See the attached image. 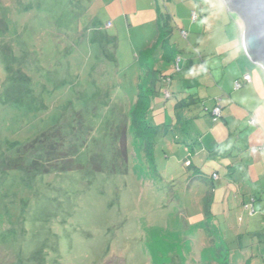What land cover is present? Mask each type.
Here are the masks:
<instances>
[{
    "label": "rangeland",
    "instance_id": "374dc122",
    "mask_svg": "<svg viewBox=\"0 0 264 264\" xmlns=\"http://www.w3.org/2000/svg\"><path fill=\"white\" fill-rule=\"evenodd\" d=\"M243 30L223 0H0V264H264V97L234 86ZM138 86L163 132L148 152ZM189 95L202 103L176 111ZM34 140L26 163L61 170L6 169Z\"/></svg>",
    "mask_w": 264,
    "mask_h": 264
},
{
    "label": "trees",
    "instance_id": "16d2710c",
    "mask_svg": "<svg viewBox=\"0 0 264 264\" xmlns=\"http://www.w3.org/2000/svg\"><path fill=\"white\" fill-rule=\"evenodd\" d=\"M157 27H158V29H160V24H157ZM192 59L193 58H188L186 60V62H188L189 60H192ZM179 63H180V61L178 62V64ZM178 64H177V69L179 70ZM191 66H192V64L190 65L189 69L191 68ZM243 76H242V78L236 80L239 82L240 86L243 83H246V81L243 79ZM162 80H163V82L171 83L172 79L169 76H165L164 78H162ZM152 88H154V83L152 85ZM138 89H139V93L136 94L137 99H136L135 110L133 112H131L132 128L134 131V135L136 136L137 139L140 140V142L143 143V145L145 147V151L148 152V150L151 151V146H152V143H153L155 137H157L158 135H161L163 132L158 130L155 126H152L148 121H145V113L149 109L148 106L152 103L153 89L149 90V91H144L141 89L140 86H138ZM165 96L168 97L167 99H170L171 97H174V93H172L170 95V93L167 92L165 94ZM198 103H202L200 100H198V97H196L195 95H189L186 99H181V100L176 101L175 108H176V111H181L183 109H189V107H191L192 105H196ZM217 106L220 107V116L218 118H214L212 115V111ZM222 112H223V106H222V103L220 102L219 99H216L212 109L207 111V113L213 117V119H214L213 122H215V123L219 119L222 118ZM251 120H253V119H251ZM177 121L179 122L177 124V127L180 128V130H182V131H186V125L180 124L181 120L179 117H177ZM250 121H249V123H251ZM254 123L255 122L253 120V123H251V124H254ZM167 129L169 130L170 126H168ZM164 131L166 132V130H164ZM125 139H126V131L124 128L123 133H122V137H121V141H123V146H124ZM36 140H34L32 143H30L28 145H25L21 149H18L17 150L18 155L14 159L6 158L4 161L5 162L4 165H5L6 169H8V170L21 169L27 173L39 172L40 170H43V172L45 173L51 167L55 168L56 170H58L57 168H59V170H61V167H57V168L54 167V164L56 161L55 160L53 161L51 159H49L47 162H44L41 159L33 160V162L30 165L28 163H26L25 159H26L28 152L31 151L32 149H34V147L37 145ZM120 146H122L121 142H120ZM21 154L23 155V157ZM74 155H72V156H74ZM121 156L124 158V152L121 154ZM60 160H62V159H59V161ZM186 162L190 163L189 166L191 165V162L189 161V159L185 160V162H184V164L186 166H188L186 164ZM151 163H152V166L155 167L154 162L151 161ZM99 171H100L99 169L95 170V172H99ZM212 195H213V187H210V189L208 190L206 197H205V199H206L205 200V202H206L205 212H206L207 216H209V214H210V204H211L210 201H211Z\"/></svg>",
    "mask_w": 264,
    "mask_h": 264
},
{
    "label": "water",
    "instance_id": "95a60500",
    "mask_svg": "<svg viewBox=\"0 0 264 264\" xmlns=\"http://www.w3.org/2000/svg\"><path fill=\"white\" fill-rule=\"evenodd\" d=\"M242 21V46L249 60L264 70V0H223Z\"/></svg>",
    "mask_w": 264,
    "mask_h": 264
},
{
    "label": "crops",
    "instance_id": "0c3cea01",
    "mask_svg": "<svg viewBox=\"0 0 264 264\" xmlns=\"http://www.w3.org/2000/svg\"><path fill=\"white\" fill-rule=\"evenodd\" d=\"M127 19V18H126ZM127 23H128V19H127ZM205 23V22H204ZM111 25H110V27H105V29H108V28H111L112 27V23H110ZM225 25H226V23H225ZM241 44H242V35H241ZM242 48H243V46H242ZM231 48L229 47V48H227L226 49V52L228 51V50H230ZM239 56L241 57V60L240 61H238V58H239ZM238 57V58H237ZM244 59V60H243ZM235 60H236V62L237 63H239V64H242L243 66H244V68H245V70H244V73H242V74H237L235 77H234V81L233 82H235L237 79H240V78H242V76L243 75H249V77H250V80H251V83H254L255 84V89L256 90H259V93H260V96L263 98L264 96H262V94H261V91H260V85H259V83H260V79H262L261 78V74H260V72H261V70H260V68L259 67H257V65H255L254 63H252L250 60H249V58L246 56V54L244 53V50H241V53H239V55H236L235 56ZM232 61V60H231ZM231 61L230 62H228L227 64H225V65H229V63H231ZM249 62L250 63H252V65L251 64H249ZM203 64H204V68L208 71V72H212V69H210V68H207V63L206 62H203ZM257 67V68H256ZM246 83H243L239 88H241L243 85H245ZM238 89V88H237ZM180 92H179V90H178V94H179ZM137 94V93H136ZM172 94V93H171ZM181 94V93H180ZM185 94H186V92H185ZM166 98V100H170V99H172V98H174V97H171L170 99H167L168 97H165ZM177 101V100H176ZM220 102L223 104V109H225L226 108V110H225V112L223 113L222 112V117L224 116V114L228 111V107H229V104L226 102V104H225V102H224V99H221L220 100ZM232 104V103H231ZM197 105V104H196ZM192 106H195V105H192ZM192 106L191 107H189L190 109L192 108ZM254 113V111H252L251 109L249 110V111H245V115H248V114H250L251 115V113ZM256 114V113H255ZM230 115L227 113V115H226V118L227 117H229ZM249 116V115H248ZM253 115H251V119H253L254 120V122H255V119H256V117L254 118V117H252ZM256 116H258V113L256 114ZM258 118H259V116H258ZM250 119V120H251ZM249 120V121H250ZM256 123V122H255ZM254 123V124H255ZM183 134H186V131H183ZM197 136V135H196ZM199 138V139H198ZM195 137V139H193V141L191 142V143H185L186 145V147H188L189 148V152L187 151V153L188 154H190V156L193 154V156H195V154H197L196 155V157H199L200 155H202L204 152H206V150L208 151V149L210 148V146L208 145V144H205V143H203L204 142V140H201L200 139V137ZM200 140V141H199ZM198 150V151H197ZM185 151V150H184ZM190 152H192V153H190ZM190 156H188V157H190ZM194 159H195V157H194ZM185 160H188V159H185ZM185 162V161H184ZM185 165V164H184ZM189 168L190 167H192V163H191V165L190 166H188ZM195 170H197V172H196V175H197V177H199V178H201L202 177V173H201V171L198 169V168H196L195 167ZM214 181V180H213ZM225 212V211H224ZM226 214V213H225ZM214 218H216V215H214V214H212V223H215V221L216 220H214ZM213 225V224H212ZM213 229V228H212ZM214 245H216V244H214ZM227 249V248H226ZM236 252L234 251L233 253H231V261H232V263H233V261H234V259H235V257H236ZM229 256H230V254L228 255V258H229Z\"/></svg>",
    "mask_w": 264,
    "mask_h": 264
},
{
    "label": "built area",
    "instance_id": "2783aa9c",
    "mask_svg": "<svg viewBox=\"0 0 264 264\" xmlns=\"http://www.w3.org/2000/svg\"><path fill=\"white\" fill-rule=\"evenodd\" d=\"M192 16H193L194 18L196 17V15H195L194 12L192 13ZM107 26L109 27L110 24H108ZM183 35L186 36V33L183 32ZM243 79H244L246 82L250 81V77H249V75H244V76H243ZM234 86H235L236 88H239V86H240V85H239V82H238V81H235V82H234ZM212 115H213L214 118H218V117L220 116V107H219V106H217L216 108H214V110L212 111ZM250 122L253 123V120H251ZM212 178L216 180V179L218 178V176H217L216 174H213V175H212Z\"/></svg>",
    "mask_w": 264,
    "mask_h": 264
},
{
    "label": "clouds",
    "instance_id": "9594fccd",
    "mask_svg": "<svg viewBox=\"0 0 264 264\" xmlns=\"http://www.w3.org/2000/svg\"><path fill=\"white\" fill-rule=\"evenodd\" d=\"M223 2H224V1H223ZM224 4H225V2H224ZM225 5H226V4H225ZM108 24H110V23H107L105 27H108V26H107ZM110 25H111V24H110ZM109 27H110V26H109Z\"/></svg>",
    "mask_w": 264,
    "mask_h": 264
}]
</instances>
